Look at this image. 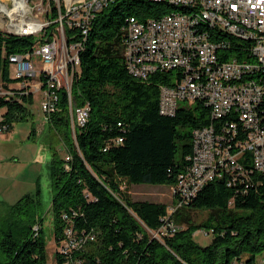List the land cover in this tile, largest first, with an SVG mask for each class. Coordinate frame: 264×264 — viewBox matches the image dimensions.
<instances>
[{"label": "trees", "instance_id": "trees-1", "mask_svg": "<svg viewBox=\"0 0 264 264\" xmlns=\"http://www.w3.org/2000/svg\"><path fill=\"white\" fill-rule=\"evenodd\" d=\"M175 9L178 7L166 1L112 0L94 13L86 36L80 29L67 28L68 40L82 47L71 97L65 89L58 91V111L50 119L51 132L71 157L67 161L53 146L51 208L56 264H231L244 255L249 258L241 264H254L264 251V176L255 170L250 153L240 161L242 171L227 172L186 199L184 207L171 215L177 225L168 228L170 234L162 239L151 232L160 231L165 224L168 205L135 201L123 189V183L175 187L179 175L191 164L194 131L213 124L204 100L180 108L175 116L161 115L160 87L174 72H156L143 81L128 70L124 28L130 19L146 20ZM60 12L63 14V8L59 11L51 2L49 20L57 19ZM53 29L51 25L48 37ZM223 35L227 44L244 48V41ZM37 41L32 35L0 30L3 133L12 131L17 122L28 121L34 102L26 78H17L20 85H28L26 89L12 84L9 57L30 52ZM240 58H247V51H240ZM5 91L8 95H2ZM85 107H89L88 120L73 127L71 109ZM32 129L34 135L35 126ZM175 198L180 200L178 195ZM3 206L0 264H48L40 186L36 194ZM197 211H208V217L194 222ZM64 213L68 219L63 218ZM199 230L212 233L210 245L203 247L194 241ZM67 232L72 233L71 238ZM72 239L77 246L64 251Z\"/></svg>", "mask_w": 264, "mask_h": 264}, {"label": "built area", "instance_id": "built-area-1", "mask_svg": "<svg viewBox=\"0 0 264 264\" xmlns=\"http://www.w3.org/2000/svg\"><path fill=\"white\" fill-rule=\"evenodd\" d=\"M111 1H88L85 12L74 13V16L82 15L80 20L67 21L69 28L80 29L86 36L94 13ZM182 5H201L209 22H219L223 29L240 35L244 48L232 47L207 31L195 30V19L191 16L163 13L146 20L131 18L124 28L128 36L124 49L130 74L146 81L156 72H174L168 83L160 87L161 115L175 116L180 108L204 100L213 119V124L194 131L191 164L172 187L173 198L178 195L180 200L175 198L174 205L168 206L160 231L151 232L158 239L169 235L168 228L177 225L171 215L184 207L186 199L225 173L242 171L240 161L246 153L252 155L255 170L264 176V0H182ZM15 15L19 30L5 16H0V29L18 36L37 37L43 33L30 52L13 54L9 60L16 74H26L27 83H35V91L31 93L41 94L42 110L50 120L58 111V91L65 89L71 97L74 76L80 71L82 44L64 40L61 13L55 20L58 27L50 31L49 37L47 33L54 21L34 20L20 11ZM58 30L62 36L57 34ZM240 51H247V58H240ZM15 86L27 88V84ZM2 95H8L7 91ZM72 109V126L85 125L89 107ZM3 123L0 112V133L6 129L1 128ZM70 159L66 157L67 161ZM69 167L66 165V169ZM63 218L68 219V215L64 213ZM67 236L71 238L72 233L67 232ZM76 246L75 239L68 240L63 250Z\"/></svg>", "mask_w": 264, "mask_h": 264}, {"label": "rangeland", "instance_id": "rangeland-1", "mask_svg": "<svg viewBox=\"0 0 264 264\" xmlns=\"http://www.w3.org/2000/svg\"><path fill=\"white\" fill-rule=\"evenodd\" d=\"M24 1L28 8H31V12L27 14L34 20L41 22L49 21L51 17V2L56 3L57 7L63 8L64 35L62 32L59 33V30L56 32L59 36L63 35L64 40L68 41L67 28H69V25L67 21H71L70 18L80 20L82 15L76 14L74 16V13L85 12L86 4L90 0H73L71 2L68 0ZM0 3L5 4L6 8L10 11L15 10V7L13 8V0H0ZM21 13L24 14L23 11ZM4 16L6 20L8 18L12 19V17ZM55 20H53L54 22L51 25H54L56 28L59 23ZM2 31L6 32V30ZM42 34L40 33L37 38L40 39ZM36 64L39 67V60L36 61ZM11 76L13 85L21 84V80L17 79L14 65H11ZM29 84V88L34 90L33 85L35 86V83ZM41 101V94L36 92L34 94L33 105L31 106V116H29L28 121L17 122L12 131L0 133V201L4 202L3 205H13L27 194H36L40 186L45 210L44 226L48 239V264H56V245L53 232L54 216L51 208L53 191L51 186L50 163L52 160L53 146H55L54 148L59 152L60 156L65 157L67 155L64 147L58 142L57 137L50 130V120H47V116L42 110ZM34 126L35 133L33 135L32 128ZM172 187L171 185L165 184L129 185L123 183V189L129 192L133 200L165 203L169 207L175 203ZM3 205H0V218L5 213V207ZM208 214V211H197L193 213L194 222H201L208 217ZM212 240V233H205L204 230H199L194 234V241L200 246L206 247L211 244ZM248 258V255H244L241 257V260L235 259L231 264H241L247 261ZM262 260H264V251L256 256L255 264H261Z\"/></svg>", "mask_w": 264, "mask_h": 264}, {"label": "bare ground", "instance_id": "bare-ground-1", "mask_svg": "<svg viewBox=\"0 0 264 264\" xmlns=\"http://www.w3.org/2000/svg\"><path fill=\"white\" fill-rule=\"evenodd\" d=\"M15 7L14 11H10L6 8L5 4L3 5L0 3V16L6 15L9 17H12L13 25L15 26V14L18 11H23L24 14L29 13V8L24 0H13ZM69 2L73 0H68ZM157 1H166L174 6H177L178 9L173 10L172 12L166 13V14H172L176 17H188L191 16L195 19V30L197 31H207V34L213 35L216 38H219L222 41H225L227 44V40L224 37V33H227L230 36L237 37L240 40L244 41L243 38L240 37V35L235 34L234 32H231L229 30L223 29L222 25L219 24V22H209V18H207V14L204 13L203 10H201V5H182V0H157ZM59 11L61 10L60 7H58ZM20 11V12H21ZM61 13V12H60ZM62 14V13H61ZM30 24H32L34 21H28ZM1 24H3L1 22ZM12 25V26H13ZM15 30H19L17 26L14 28ZM18 78H26V74H16Z\"/></svg>", "mask_w": 264, "mask_h": 264}, {"label": "crops", "instance_id": "crops-1", "mask_svg": "<svg viewBox=\"0 0 264 264\" xmlns=\"http://www.w3.org/2000/svg\"><path fill=\"white\" fill-rule=\"evenodd\" d=\"M28 86V85H27ZM29 86H30V84H29ZM33 88H34V90H32V91H35V86L33 85Z\"/></svg>", "mask_w": 264, "mask_h": 264}]
</instances>
